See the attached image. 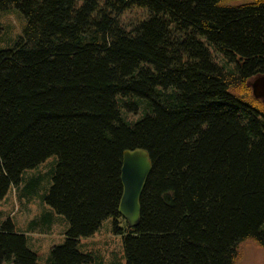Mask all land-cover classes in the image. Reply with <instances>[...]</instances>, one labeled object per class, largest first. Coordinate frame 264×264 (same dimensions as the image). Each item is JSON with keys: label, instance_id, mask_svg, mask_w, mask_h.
<instances>
[{"label": "trees", "instance_id": "1", "mask_svg": "<svg viewBox=\"0 0 264 264\" xmlns=\"http://www.w3.org/2000/svg\"><path fill=\"white\" fill-rule=\"evenodd\" d=\"M25 16L0 51V201L58 157L46 203L70 229L48 264L113 219L127 264H235L264 245V0H2ZM128 115L139 116L128 122ZM152 172L141 218L118 209L126 151ZM127 228L123 230L120 222ZM38 264L11 220L0 264Z\"/></svg>", "mask_w": 264, "mask_h": 264}, {"label": "rangeland", "instance_id": "2", "mask_svg": "<svg viewBox=\"0 0 264 264\" xmlns=\"http://www.w3.org/2000/svg\"><path fill=\"white\" fill-rule=\"evenodd\" d=\"M25 28L26 19L21 11L0 6V51L13 49ZM124 118L137 122L140 117L124 115ZM57 165L58 157L52 156L36 168L24 171L20 185L12 186L0 201V227L11 220L15 231L26 236L28 249L37 255L38 264L49 263L51 250L65 244L70 229L68 220L45 201ZM120 227L125 230L127 223L122 220ZM78 250L89 257L84 264H127L123 236L114 232L112 218L105 220L92 237L82 238ZM4 264L15 263L11 260ZM235 264H264V245L253 239L242 242Z\"/></svg>", "mask_w": 264, "mask_h": 264}, {"label": "water", "instance_id": "3", "mask_svg": "<svg viewBox=\"0 0 264 264\" xmlns=\"http://www.w3.org/2000/svg\"><path fill=\"white\" fill-rule=\"evenodd\" d=\"M255 98H264V75L252 83ZM152 172V161L144 149L126 151L123 155L121 181L123 195L118 212L130 228L138 226L141 218V197Z\"/></svg>", "mask_w": 264, "mask_h": 264}]
</instances>
